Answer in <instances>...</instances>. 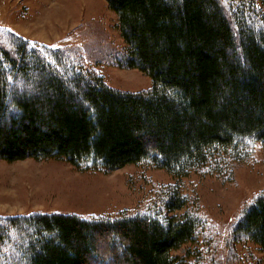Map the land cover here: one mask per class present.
Instances as JSON below:
<instances>
[{
	"label": "trees",
	"instance_id": "trees-1",
	"mask_svg": "<svg viewBox=\"0 0 264 264\" xmlns=\"http://www.w3.org/2000/svg\"><path fill=\"white\" fill-rule=\"evenodd\" d=\"M105 1L127 47L116 63L151 77L152 89H115L54 48L2 32L1 160L107 171L149 162L181 180L205 168L226 176L246 142L264 145V0L233 12L223 0ZM162 197L163 218H7L0 264H191L194 251L174 252L197 242L203 222L177 215L188 205L179 185ZM232 237L264 251V192Z\"/></svg>",
	"mask_w": 264,
	"mask_h": 264
},
{
	"label": "rangeland",
	"instance_id": "rangeland-1",
	"mask_svg": "<svg viewBox=\"0 0 264 264\" xmlns=\"http://www.w3.org/2000/svg\"><path fill=\"white\" fill-rule=\"evenodd\" d=\"M243 1L251 2L223 0L232 12ZM2 32L17 34L31 45L54 48L50 50L102 76L115 89L139 93L153 87L145 73L116 63L127 47L117 14L105 0H0ZM242 153L226 176L205 168L181 180L149 162L107 171L64 160L0 159V230L7 218L35 214L77 215L86 220L163 218L162 191L177 184L188 199L186 209L177 215L196 214L203 225L197 242L174 256H184L190 249L195 254L191 264H264L262 249L232 237L243 211L264 192V145L248 141ZM102 258L108 260L106 254Z\"/></svg>",
	"mask_w": 264,
	"mask_h": 264
}]
</instances>
